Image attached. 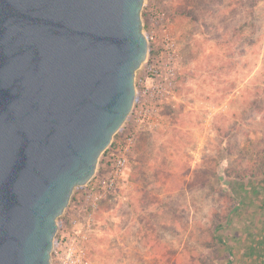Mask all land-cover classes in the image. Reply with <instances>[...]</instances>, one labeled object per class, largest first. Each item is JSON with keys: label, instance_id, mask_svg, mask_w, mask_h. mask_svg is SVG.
Returning <instances> with one entry per match:
<instances>
[{"label": "rangeland", "instance_id": "1", "mask_svg": "<svg viewBox=\"0 0 264 264\" xmlns=\"http://www.w3.org/2000/svg\"><path fill=\"white\" fill-rule=\"evenodd\" d=\"M140 18L147 57L111 142L133 135L127 184L93 211L83 264H264V0H144ZM84 190L58 227L91 211Z\"/></svg>", "mask_w": 264, "mask_h": 264}, {"label": "water", "instance_id": "2", "mask_svg": "<svg viewBox=\"0 0 264 264\" xmlns=\"http://www.w3.org/2000/svg\"><path fill=\"white\" fill-rule=\"evenodd\" d=\"M144 0H0V264H50L57 220L130 115Z\"/></svg>", "mask_w": 264, "mask_h": 264}, {"label": "built area", "instance_id": "3", "mask_svg": "<svg viewBox=\"0 0 264 264\" xmlns=\"http://www.w3.org/2000/svg\"><path fill=\"white\" fill-rule=\"evenodd\" d=\"M132 151L133 135L129 133L120 144L110 146L101 155L93 180L89 185L82 187L85 189L82 197L91 211L83 212L81 215L79 210H74L66 216L62 225H59L51 252V264H83L85 256L80 241L87 239L86 231L91 227L93 211L100 201L127 184V171ZM68 223L77 230H73V233L66 231L65 226Z\"/></svg>", "mask_w": 264, "mask_h": 264}, {"label": "trees", "instance_id": "4", "mask_svg": "<svg viewBox=\"0 0 264 264\" xmlns=\"http://www.w3.org/2000/svg\"><path fill=\"white\" fill-rule=\"evenodd\" d=\"M117 142H119V141H116L115 143L113 142L111 147L116 146ZM137 156L138 157H137L136 165L132 167V169H131L132 173L129 176V178L130 177L134 178L136 180V182L139 181L140 179H142L144 181L146 179L145 176H146L147 172L151 170L150 165H148L147 162L143 159V154H142L141 150H140V153L138 151Z\"/></svg>", "mask_w": 264, "mask_h": 264}]
</instances>
